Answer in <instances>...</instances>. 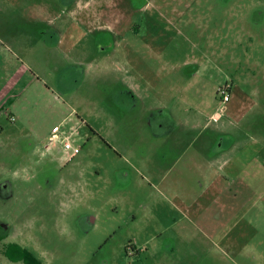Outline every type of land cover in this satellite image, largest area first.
<instances>
[{
	"label": "rangeland",
	"instance_id": "374dc122",
	"mask_svg": "<svg viewBox=\"0 0 264 264\" xmlns=\"http://www.w3.org/2000/svg\"><path fill=\"white\" fill-rule=\"evenodd\" d=\"M178 123L237 144L208 193L158 152ZM0 237V264H264V0H0Z\"/></svg>",
	"mask_w": 264,
	"mask_h": 264
},
{
	"label": "crops",
	"instance_id": "0c3cea01",
	"mask_svg": "<svg viewBox=\"0 0 264 264\" xmlns=\"http://www.w3.org/2000/svg\"><path fill=\"white\" fill-rule=\"evenodd\" d=\"M64 12L67 13L66 11ZM60 13H62L61 8H60ZM68 14L75 16L76 9L69 10ZM212 116L215 115L213 114ZM220 119L221 118H218V121H220ZM210 127H212V125L207 123H205L204 125L197 123H191V124L178 123L176 127L174 128L171 127L172 130L164 134L165 137H164V141L162 142H165V145L158 148L159 149L158 152H160L162 148H165L164 150L161 151V153H164L165 156L178 154L177 159L173 157L171 158L173 160L172 164L176 166V163L178 162H182L183 164L185 162V166L183 170L184 169L191 170L192 172H195L199 178H201L202 184L200 189H201V193L203 194L208 193L207 191L209 190L215 189V183L217 182V179L221 176L219 175L220 173L216 168H219L217 166L221 167L222 161H223L222 168L225 169L224 171H228V172L230 171L231 162L229 158L231 156V153L233 152L232 148L237 145L236 143H230L228 146H226V148L222 149L223 147L222 141L215 139L214 132L218 131L216 130L217 127H212V131L209 133L208 137L206 138L204 131L206 130L210 131ZM179 128H182V132H179L178 138H175L176 136L175 134ZM193 131L194 132L197 131L196 138L193 140H189V139L187 140L185 136H188V134L192 133ZM200 134L202 135L201 136L202 138L201 137L197 138V136H200ZM225 155H227V158H225ZM223 156L224 158L222 159ZM245 181H249V179L245 178ZM250 186H252L251 183ZM206 232L207 231L204 229L200 230V233L203 236L208 235V233ZM211 232L214 235H217L216 233L217 230L216 231L211 230Z\"/></svg>",
	"mask_w": 264,
	"mask_h": 264
},
{
	"label": "built area",
	"instance_id": "2783aa9c",
	"mask_svg": "<svg viewBox=\"0 0 264 264\" xmlns=\"http://www.w3.org/2000/svg\"><path fill=\"white\" fill-rule=\"evenodd\" d=\"M220 96H221V103H227L228 101V93L225 92V90H220ZM216 116V117H215ZM214 116V119L220 116V113L217 112ZM69 136L65 134L64 132L61 131V126L57 125L52 127L51 129V135L48 138V142L49 144H52L54 142H60V144L62 145L63 149L66 152L70 153V157L73 158L75 157L78 153H79V149L78 148H74L71 144V142L69 141Z\"/></svg>",
	"mask_w": 264,
	"mask_h": 264
},
{
	"label": "trees",
	"instance_id": "16d2710c",
	"mask_svg": "<svg viewBox=\"0 0 264 264\" xmlns=\"http://www.w3.org/2000/svg\"><path fill=\"white\" fill-rule=\"evenodd\" d=\"M3 256L10 264H41L33 254L16 243L8 244L3 250Z\"/></svg>",
	"mask_w": 264,
	"mask_h": 264
},
{
	"label": "flooded vegetation",
	"instance_id": "af4514ba",
	"mask_svg": "<svg viewBox=\"0 0 264 264\" xmlns=\"http://www.w3.org/2000/svg\"><path fill=\"white\" fill-rule=\"evenodd\" d=\"M225 87H226V86H225ZM221 89H222V90H225V92H227V93H228V91H227V87H226V88H224V87H223V88H220V89L218 90V93L220 92V90H221ZM220 141H222V142H223V140H220ZM0 238H1V237H0Z\"/></svg>",
	"mask_w": 264,
	"mask_h": 264
}]
</instances>
